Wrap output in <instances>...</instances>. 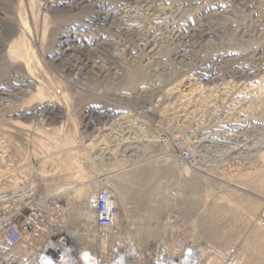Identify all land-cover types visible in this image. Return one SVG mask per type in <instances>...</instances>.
<instances>
[{
	"label": "rangeland",
	"instance_id": "rangeland-1",
	"mask_svg": "<svg viewBox=\"0 0 264 264\" xmlns=\"http://www.w3.org/2000/svg\"><path fill=\"white\" fill-rule=\"evenodd\" d=\"M10 218L17 258L73 233L264 264V0H0V248Z\"/></svg>",
	"mask_w": 264,
	"mask_h": 264
},
{
	"label": "bare ground",
	"instance_id": "bare-ground-1",
	"mask_svg": "<svg viewBox=\"0 0 264 264\" xmlns=\"http://www.w3.org/2000/svg\"><path fill=\"white\" fill-rule=\"evenodd\" d=\"M28 31L29 30H28V28H26V26H22L21 32L24 35L27 34ZM181 158H182V155H181ZM192 159L194 161V157H192ZM182 160L187 165L192 164V162H188L189 159L183 158ZM102 192H107V191H102ZM102 192H99L97 199L94 198L95 199V201H94L95 202L94 203L95 208L94 209H96V207H97L99 195ZM80 193H82V192H80ZM107 193H109V192H107ZM109 194L114 199L113 195L111 193H109ZM114 201H115V199H114ZM43 204H44V202H43ZM115 205H117L116 201H115ZM81 216L84 218L85 222L88 223L89 220L87 219L88 213H87L86 209H85V212L81 214ZM117 218H118V214H117L116 218L114 219V225L112 228H114V226H116L115 223L117 221ZM94 219L97 220L96 212H95V218ZM94 219H93V221H94ZM101 233H103V232H101ZM74 237H79V239L82 242L84 241V243H86L88 245V247H86L87 249H84L83 251L78 252V254H75L76 251L73 250V248H71V246L68 243L69 240L73 239ZM54 239H55V241L52 242L54 244H51V243L48 244V246H46L44 248V250H48V254H52V252H54L56 249L57 243L64 246L63 256L60 260L59 259L57 260L56 264H126L127 262H126L125 258L127 259L131 254L130 251H128V250L126 251V253L123 252L125 254H121L122 251H119V248L117 250H112V254L117 255L118 261L116 260L115 262L110 263L109 260H111V254L107 253V251L104 247V244H97L98 242L93 241L92 235L87 238V236H82V235L77 236L76 234H73V233L70 234L69 233V234H66L65 237H62V236H60L59 238L54 237ZM92 247L95 248L97 252L99 250L100 256L98 254H96V252H92L93 251ZM118 251L120 254L117 253ZM132 251H133L132 255H136L135 254L136 251L138 252L137 247H133ZM187 251L188 252L185 251L183 253H180L178 259L170 258L168 250L161 251L160 253H157V254L156 253L152 254V256L150 257V261H151L150 264H196L198 261H199V264L205 263V262L203 263L202 259L200 258L201 257L200 253L192 252V250H187ZM0 252H1V254L8 256V257L3 258V261H4L3 264H17V262H16L17 257L15 256V254H13L11 256L10 253L4 252L1 248H0ZM106 253L109 255V257L106 256L107 255ZM138 254L140 255V253H138ZM121 255H123V256H121ZM181 257H182V259H181ZM147 261H148L147 259H140L137 264H148ZM18 263L21 264V262H18ZM30 264H35V263H30ZM205 264H227V263L225 262V258H221L220 255L215 254V257L211 258L210 261L205 263Z\"/></svg>",
	"mask_w": 264,
	"mask_h": 264
},
{
	"label": "built area",
	"instance_id": "built-area-1",
	"mask_svg": "<svg viewBox=\"0 0 264 264\" xmlns=\"http://www.w3.org/2000/svg\"><path fill=\"white\" fill-rule=\"evenodd\" d=\"M182 159H189L188 162L193 163V155L189 151L182 152ZM96 214H97V220H96V226L98 230H103L108 233V230L111 229L114 225V219L116 218L118 214V208L117 205H115V201L107 192H102L99 195L97 207H96ZM6 230L7 235L4 236L2 239V247L1 249L4 252L10 253L11 248L18 245V243L23 238V234L21 229L18 227V224L15 223V219H8L6 220ZM34 221L29 218L25 223V228L28 230V232L33 231V225ZM105 233V234H107ZM63 249L64 246L60 244H56V249L52 254H48V250H40L38 252H34L33 250L28 249L23 254L22 257L17 258V264L18 262H21V264H56L57 260L61 259L63 256Z\"/></svg>",
	"mask_w": 264,
	"mask_h": 264
}]
</instances>
